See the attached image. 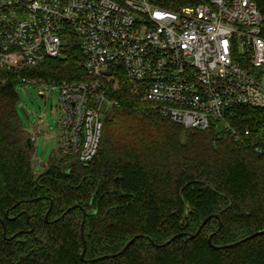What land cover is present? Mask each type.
Masks as SVG:
<instances>
[{"label": "trees", "instance_id": "trees-1", "mask_svg": "<svg viewBox=\"0 0 264 264\" xmlns=\"http://www.w3.org/2000/svg\"><path fill=\"white\" fill-rule=\"evenodd\" d=\"M153 1L168 9L197 3ZM257 2L264 14V0ZM68 46L64 56L0 79V218L7 226L5 235L0 222V264H264V234L221 247L264 229V155L249 145L264 148V109L239 107L230 116L234 127L250 130L246 142L217 121L185 128L134 92L121 71L119 87L109 89L117 104L103 115L96 156L88 163L52 156L36 174L17 78L91 79L77 42ZM84 210L95 213L84 218ZM211 234L221 248L211 246Z\"/></svg>", "mask_w": 264, "mask_h": 264}, {"label": "built area", "instance_id": "built-area-1", "mask_svg": "<svg viewBox=\"0 0 264 264\" xmlns=\"http://www.w3.org/2000/svg\"><path fill=\"white\" fill-rule=\"evenodd\" d=\"M71 40L91 79L17 80L37 85L42 96L45 87L59 90L58 147L84 163L98 152L103 115L117 104L109 89L119 87L121 71L134 92L185 128L217 121L246 142L250 130L234 127L230 116L239 107L264 109V14L257 0H197L179 9L153 0H0V79L64 56ZM249 145L264 155L263 147Z\"/></svg>", "mask_w": 264, "mask_h": 264}, {"label": "rangeland", "instance_id": "rangeland-1", "mask_svg": "<svg viewBox=\"0 0 264 264\" xmlns=\"http://www.w3.org/2000/svg\"><path fill=\"white\" fill-rule=\"evenodd\" d=\"M42 96L35 84L18 85L20 97L19 107H25L29 118L20 111L22 125L31 136H36L33 142L35 158L40 163H49L52 156L61 157L58 147V124L61 117L59 106V90L50 87L43 88ZM41 129L39 132L38 129ZM44 167L34 166L36 174L43 172Z\"/></svg>", "mask_w": 264, "mask_h": 264}, {"label": "water", "instance_id": "water-1", "mask_svg": "<svg viewBox=\"0 0 264 264\" xmlns=\"http://www.w3.org/2000/svg\"><path fill=\"white\" fill-rule=\"evenodd\" d=\"M111 73L112 72H110V71H108V72H105V74L106 75H111ZM41 95H43L42 93H41ZM20 111L22 112V114L26 117V118H29V114H28V112H27V110H26V108L25 107H20ZM42 166V167H44L45 166V163H40V162H38L37 160H36V158H34L33 159V166ZM75 208V206H72V207H70L63 215H65L67 212H69V211H71V210H73ZM95 213V211H93V210H91L90 212H88L87 210H84V218L88 215V214H94ZM48 217H49V212L46 214V221H48ZM212 218V216H208L203 222H202V224H201V226L199 227V229H198V231L195 233V234H191L189 237L190 238H196L198 235H199V233L201 232V230L203 229V227L209 222V220ZM0 222L2 223V225H3V228H4V234L6 235V232H7V226H6V222L2 219V218H0ZM83 228H84V220H83V222H82V238H83V243H84V249H83V253H82V258L84 259V255H85V250H86V240H85V237H84V232H83ZM261 234H264V229H262V230H259L258 232H256V233H254V234H252V235H249L248 237H246V238H244V239H242V240H240V241H238V242H235V243H232V244H227V245H224V246H221V247H224V248H228V247H234V246H236V245H238V244H240L241 242H244V241H247V240H249V239H252L253 237H255V236H257V235H261ZM183 234L181 233V234H177V235H175L174 237H172L170 240H168L165 244H156L154 241H151L153 244H156V245H158V246H164V245H166V244H169V243H171L174 239H176L177 237H179V236H182ZM16 235H14L13 237H15ZM213 236H214V234H211L210 236H209V242H210V244H211V246L213 247V248H221V247H218V246H216V245H214L213 243H212V239H213ZM141 237V235H136V236H134L127 244H126V246L123 248V250L121 251V253L122 252H124L130 245H132L134 242H135V240L136 239H138V238H140ZM118 254H112V255H106V256H104V257H114V256H117ZM96 259H93L92 261H95Z\"/></svg>", "mask_w": 264, "mask_h": 264}]
</instances>
